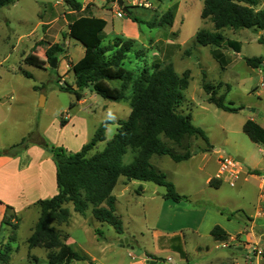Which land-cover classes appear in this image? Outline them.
I'll return each instance as SVG.
<instances>
[{
	"label": "rangeland",
	"instance_id": "1",
	"mask_svg": "<svg viewBox=\"0 0 264 264\" xmlns=\"http://www.w3.org/2000/svg\"><path fill=\"white\" fill-rule=\"evenodd\" d=\"M77 1L83 9L88 8L86 12L73 11L66 0H15L0 10V152L26 139L28 147L16 149L15 156L11 157L18 156L21 149L38 148L53 160L50 153L37 145L44 139L50 145L74 154L92 140L104 121L110 120L106 141L96 146L91 153L94 154L102 151L112 140L119 121L129 119L131 99L115 102L86 88L79 102L74 94L59 88L65 82L75 85L72 65L85 54L83 45L72 38L71 25L82 18L81 15L91 14L108 22L104 46L117 40L134 41L133 51L128 54L123 68L132 71L135 76L144 69L152 71L156 64L162 67L173 65L179 76L190 71L189 88L183 93L184 102L180 109L183 114L192 115L193 124L205 132L212 148L203 154L201 152L208 146L201 138H187L183 147L163 138L176 153L185 154L188 146L194 156L181 163H176L169 156H153L151 159L155 170L164 173L181 193L190 196L201 193L207 198L210 194H217L205 181L217 169L215 161L218 158L245 159L242 163L244 168L251 162L264 163L259 147L243 132V125L251 118L264 126V69H253L246 63V58L264 60V43L259 42L261 37L264 38V31L223 30L224 48L221 52L226 61L223 67L212 56L213 47H203L196 42L200 31H214L213 23L202 19L205 0H122L129 13L123 12L119 0ZM144 3H149L151 7H143ZM170 9H174L176 14L173 25L158 26L162 16ZM256 9L264 11V0H258ZM128 14L141 23L132 21ZM43 40L51 44L60 43L66 49L65 55L57 57L56 69L50 67L43 47L32 53L37 43ZM230 41L237 43V47L228 46ZM30 56L33 65L27 63ZM22 71L31 73L33 77L27 78ZM205 83L216 87L222 83L218 95L226 94L227 103L232 102L235 108L240 109L239 112H225L210 104L204 91ZM108 84L112 88L122 86L119 81ZM126 94L133 98L131 84ZM43 97L45 103L41 107ZM251 109L259 110L260 114L250 112ZM62 119H71L70 124L61 127ZM134 157L129 149L123 158L124 164H131ZM164 193V187L121 177L113 190L116 213L124 224V233L120 235L109 224L96 221L91 208L81 215L74 211L72 204L65 205L71 213L69 223H54V226L60 232L63 243L88 257L86 261L72 264H179L182 260L179 254L160 246L164 235L157 230L158 222L162 229L170 225H175L172 229H177L185 224H179L181 219L171 211L162 210ZM38 212L39 209L32 208L20 214L15 233L11 225H3L0 246L9 244L13 233L16 239L11 244L8 264H47L48 256L58 253V249L30 250L28 247V239L38 222ZM11 216L12 212H9L8 217ZM182 220L187 221V217ZM208 245L214 255L236 254L243 257L234 245L228 248H223L222 243ZM188 251L190 264L203 263L208 258L192 248ZM258 257L254 264H264V256ZM169 258L171 261H168Z\"/></svg>",
	"mask_w": 264,
	"mask_h": 264
},
{
	"label": "trees",
	"instance_id": "2",
	"mask_svg": "<svg viewBox=\"0 0 264 264\" xmlns=\"http://www.w3.org/2000/svg\"><path fill=\"white\" fill-rule=\"evenodd\" d=\"M14 1L0 0V10L10 6ZM66 2L73 11L83 10V5L77 0ZM257 6L258 0H205L202 19H209L214 25V31H200L196 42L203 47H213L212 56L225 67L226 61L221 52L224 48V37L221 32L225 29L264 31V11H258ZM175 15V10L170 9L162 16L158 26H172ZM128 17L134 22L141 23L131 14H128ZM107 24L103 18L89 16L82 17L71 25L72 38L83 45L85 54L72 65L75 85L65 82L64 85H59V88L63 92L74 94L79 102L86 88H91L102 98L115 102L131 99L132 112L127 121H119L117 132L112 140L107 142L106 147L94 154L91 153L96 146L106 141V130L111 123L110 120L104 121L92 140L74 154H68L64 148L52 146L44 139L37 142V145L53 157L58 194L51 199L37 202L40 217L28 239V247L30 250L58 249L56 255L49 254L47 264H72L88 260L87 256L77 252L71 245L63 243L60 232L54 226V223L58 225L69 223L71 213L64 207L65 205L72 204L74 211L81 215H85L91 208L96 221L109 224L117 234H123L124 224L116 213V198L113 196V190L121 177L128 181L149 182L164 187L166 189L164 199L180 203L188 197L180 195L175 185L167 180L166 175L155 170L151 159L153 156H169L176 163H181L189 160L193 154L188 146L185 154L176 153L163 138L178 147H183V142L187 138H201L208 146L203 152H210L212 148L205 132L193 124L192 115L183 114L180 109L184 102L183 93L189 88L190 71L179 76L173 65L162 67L156 64L152 71L144 69L135 76L132 71L123 68L128 54L133 51L134 41L117 40L104 46ZM259 42L264 43V38L261 37ZM237 45L233 41L228 43L231 48ZM39 47L45 49V57L50 62L66 53L62 44H51L46 40L37 43L32 53ZM31 56L27 63L33 65ZM246 63L253 69H264V60L260 58H246ZM22 73L27 78L33 77L27 71ZM110 81H119L122 86L112 88L108 84ZM130 84L133 87V98L126 94ZM222 86V83L218 87L205 83L207 101L225 112L238 113L240 109L235 108L232 102L227 103L226 94L218 95ZM67 123V120L62 119L60 125L65 127ZM243 132L252 143L264 149V128L260 124L248 120L243 125ZM27 147L24 139L20 144L0 152V156H15L16 149ZM129 149L135 157L131 164L125 165L123 158ZM210 184L215 187L214 181ZM9 212H12L11 217H8ZM12 219H16L13 208L7 206L0 226V236L3 225H11L14 233L17 231L19 224L13 223ZM14 233L9 244L0 246L2 264H8L10 261L11 244L16 242ZM212 235L218 241L225 242L227 239L220 227H215ZM177 251L182 258L187 259L182 247H178Z\"/></svg>",
	"mask_w": 264,
	"mask_h": 264
},
{
	"label": "crops",
	"instance_id": "3",
	"mask_svg": "<svg viewBox=\"0 0 264 264\" xmlns=\"http://www.w3.org/2000/svg\"><path fill=\"white\" fill-rule=\"evenodd\" d=\"M87 9H83L82 13ZM89 16L81 15V17ZM250 120L257 122L254 118ZM70 121L71 119L68 120L67 125L70 124ZM261 126L264 128L263 125ZM210 145L212 147V144ZM257 146L264 158V149L259 145ZM201 153L206 154L208 152ZM243 162L245 159L239 161L241 174L238 176L236 185L231 186L228 181L229 171L226 172L223 179H215L220 169L219 158L215 161L217 169L213 176L205 181V184L211 187L210 189L217 192V194H210V198L205 195L202 197L201 193H196L194 196L185 195L177 187V192L188 197L187 200L176 203L163 198L165 202L162 210L167 209L177 218H180L179 224L185 223L177 229H172V226L175 225L162 229L160 223H157L159 234L164 235V241L160 246L179 255L177 248L182 247L187 254V259L180 255L182 260L179 264H190L188 248L208 257L199 264H254L259 260V257H250L248 252L257 246L264 249V163L251 162L247 164V168H244ZM211 181H214L215 187L210 184ZM57 194L55 163L42 150L38 148L21 149L20 154L16 157L6 155L0 157V225L4 220L7 206L13 208L18 220L20 214L28 212L32 208L39 209L38 201L51 199ZM239 214L244 215V217ZM39 217L40 209L37 221ZM186 217L187 221H183L182 218ZM16 219L11 221L19 223V220L17 222ZM215 227H220L225 232L227 236L225 242L218 241L212 235ZM217 243L227 244L228 247L234 245L236 250L243 254V257L236 254L214 255L208 244ZM148 254L159 258L154 253L148 252ZM150 261L157 262L158 260Z\"/></svg>",
	"mask_w": 264,
	"mask_h": 264
},
{
	"label": "built area",
	"instance_id": "4",
	"mask_svg": "<svg viewBox=\"0 0 264 264\" xmlns=\"http://www.w3.org/2000/svg\"><path fill=\"white\" fill-rule=\"evenodd\" d=\"M143 7L145 8H150L151 5L149 3H144L142 4ZM262 90L264 91V85H262ZM219 164H220V169L215 177L217 180H221L225 177L226 172L229 171L230 175L228 178V181L231 186H235L238 176L241 174V164L237 159L231 158V157H224L219 159ZM263 215H264V210H263ZM223 248H228V245L224 244ZM250 257H258V256H263L264 255V249L261 247H256L248 252ZM169 261L171 259L169 258Z\"/></svg>",
	"mask_w": 264,
	"mask_h": 264
},
{
	"label": "water",
	"instance_id": "5",
	"mask_svg": "<svg viewBox=\"0 0 264 264\" xmlns=\"http://www.w3.org/2000/svg\"><path fill=\"white\" fill-rule=\"evenodd\" d=\"M119 6L122 8L123 12L125 13H129V10L127 7L124 6V2L122 0H119ZM172 38H176L174 35H172ZM50 67L53 68V69H56L57 68V58H54L51 60L50 62ZM75 89H77L76 86H74ZM44 103H45V98L43 97L41 99V102H40V106L43 107L44 106ZM250 112L256 114V115H259L260 114V111L259 110H256V109H251L249 110ZM239 161H242V158H238Z\"/></svg>",
	"mask_w": 264,
	"mask_h": 264
}]
</instances>
